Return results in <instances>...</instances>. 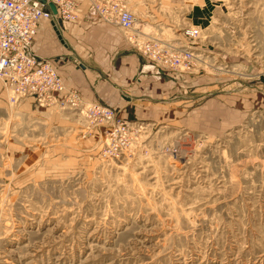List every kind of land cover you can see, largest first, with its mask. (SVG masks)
Masks as SVG:
<instances>
[{"label": "rangeland", "instance_id": "obj_1", "mask_svg": "<svg viewBox=\"0 0 264 264\" xmlns=\"http://www.w3.org/2000/svg\"><path fill=\"white\" fill-rule=\"evenodd\" d=\"M119 1L195 65L110 142L0 82V264H264V0Z\"/></svg>", "mask_w": 264, "mask_h": 264}, {"label": "built area", "instance_id": "obj_2", "mask_svg": "<svg viewBox=\"0 0 264 264\" xmlns=\"http://www.w3.org/2000/svg\"><path fill=\"white\" fill-rule=\"evenodd\" d=\"M57 8L53 14L39 0H0V79L16 96L14 101L32 100L40 107H57L61 110L80 108V96L74 89H67L58 71L33 50V41L42 20H50L55 26L61 21L79 20L77 0H46ZM90 16H98L117 25L125 34L129 45L158 69L181 74L191 73L196 55L166 40L140 39L131 34L137 16L127 4L119 0H86ZM186 39L199 36L197 29L188 30ZM140 36L149 37L143 33ZM88 115L94 120L111 123L109 142L128 127L116 118V112L104 105L93 103ZM112 148L107 147V153Z\"/></svg>", "mask_w": 264, "mask_h": 264}, {"label": "crops", "instance_id": "obj_3", "mask_svg": "<svg viewBox=\"0 0 264 264\" xmlns=\"http://www.w3.org/2000/svg\"><path fill=\"white\" fill-rule=\"evenodd\" d=\"M77 1L79 20L57 26L42 20L32 50L57 69L67 87L81 94L85 107L96 103L125 115L140 103L156 102L164 87L173 96L172 73L158 69L132 48L118 26L90 16L86 0ZM59 114L65 121L79 122L80 116Z\"/></svg>", "mask_w": 264, "mask_h": 264}, {"label": "bare ground", "instance_id": "obj_4", "mask_svg": "<svg viewBox=\"0 0 264 264\" xmlns=\"http://www.w3.org/2000/svg\"><path fill=\"white\" fill-rule=\"evenodd\" d=\"M49 3H52V2H49ZM54 4V3H53ZM80 4V3H79ZM48 6V5H47ZM56 7V6H55ZM57 9V8H56ZM51 10V9H50ZM79 10H80V6H79ZM53 13V12H52ZM56 15V14H55ZM98 17V16H97ZM98 18H100V17H98ZM100 19H102V18H100ZM103 20V19H102ZM103 21H105V20H103ZM106 22V21H105ZM108 23V22H107ZM111 24V23H110ZM135 24H136V22H135ZM135 24H134V28H133V30L131 31V33L132 34H135V35H137L140 39H145L143 36H140V32H133V31H135ZM113 25H115V24H113ZM117 26V25H116ZM39 28V27H38ZM191 30H194V29H191ZM37 32H38V29H37ZM36 35H37V33H36ZM36 35H35V37H36ZM185 37H186V35H184ZM35 37H34V39H35ZM199 37V36H198ZM197 37V38H198ZM150 40H162L160 37H158L157 35H153V36H150V38H149ZM34 42V41H33ZM178 41H169V44H175V45H178V47H183V48H185V49H187V50H190L189 49V47H186V46H184L182 43H177ZM49 63V62H48ZM50 64V63H49ZM51 65V64H50ZM52 66V65H51ZM54 69H56L54 66H52ZM57 70V69H56ZM59 73V72H58ZM61 76V75H60ZM64 81V80H63ZM0 82L3 84V91H4V93L6 94V95H8V97L11 99L12 97H14V96H16V94L15 93H12L5 85H4V82L0 79ZM64 85L66 86V88L67 89H72V88H69V87H67V85L65 84V82H64ZM74 90H76V89H74ZM77 91V90H76ZM78 92V91H77ZM78 95L80 96V99H81V101H80V104H81V106H82V104H83V101H82V96H81V94L78 92ZM81 108V107H80ZM76 109H79V108H76ZM64 110H69V109H64Z\"/></svg>", "mask_w": 264, "mask_h": 264}, {"label": "water", "instance_id": "obj_5", "mask_svg": "<svg viewBox=\"0 0 264 264\" xmlns=\"http://www.w3.org/2000/svg\"><path fill=\"white\" fill-rule=\"evenodd\" d=\"M39 2H41L44 5H48V7L51 9V11L53 12V14H57V9L55 7V5L53 3H47L46 0H39Z\"/></svg>", "mask_w": 264, "mask_h": 264}]
</instances>
